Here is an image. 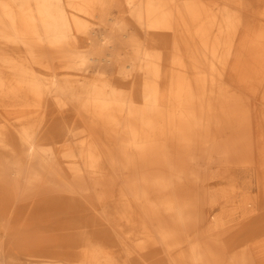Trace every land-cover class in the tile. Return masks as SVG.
Segmentation results:
<instances>
[{"label": "bare ground", "instance_id": "bare-ground-1", "mask_svg": "<svg viewBox=\"0 0 264 264\" xmlns=\"http://www.w3.org/2000/svg\"><path fill=\"white\" fill-rule=\"evenodd\" d=\"M0 264H264V0H0Z\"/></svg>", "mask_w": 264, "mask_h": 264}]
</instances>
